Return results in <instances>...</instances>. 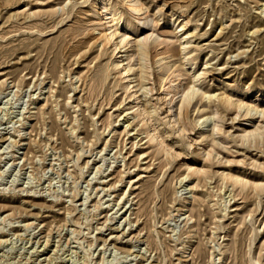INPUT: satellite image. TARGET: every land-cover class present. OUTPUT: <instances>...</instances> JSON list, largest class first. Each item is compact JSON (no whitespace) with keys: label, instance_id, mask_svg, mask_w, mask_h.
<instances>
[{"label":"rangeland","instance_id":"1","mask_svg":"<svg viewBox=\"0 0 264 264\" xmlns=\"http://www.w3.org/2000/svg\"><path fill=\"white\" fill-rule=\"evenodd\" d=\"M107 1L126 9L122 0H0V264H264V142L241 140L251 123L233 122L215 98L264 104V0H141V15L125 14L120 28L152 29L160 45L136 100L117 85L113 48L100 38ZM161 52L172 71L184 68L177 85L196 79L213 103L199 93L177 119L180 95L169 105L157 84ZM139 101L149 127L173 133L164 142L174 160L133 118ZM196 107L212 115L201 129ZM200 130L211 138L202 143ZM229 172L248 189L223 181Z\"/></svg>","mask_w":264,"mask_h":264},{"label":"bare ground","instance_id":"2","mask_svg":"<svg viewBox=\"0 0 264 264\" xmlns=\"http://www.w3.org/2000/svg\"><path fill=\"white\" fill-rule=\"evenodd\" d=\"M122 3L126 7V9L124 11H120V7L118 6V5H120L119 3H118V5H117V3L110 5L108 1H107V3L105 2L104 3L105 6L102 7V12H100V14H99V23H98V25L102 28V32H101L100 38L104 42V45H106V47L110 45L113 48L112 49L110 47V49H112L110 51H112V55H114V57H115L114 61L112 62V66H113V68H115L117 70V75H118L117 77L119 79V82H118L117 85H119V83H121V85H122L125 93L129 96V98L130 99L131 98L135 99L136 98L137 91L139 89H142V87H144L143 82L148 79V78L146 79V76H148L147 75V70L148 69H146V67H147L146 66V61H147V57L149 56V51H150L151 47L156 48L160 44H157V40H156L157 39V36L153 34L152 29H151V31H146L144 33V35L138 36L139 30H140L139 27H135L132 24H127V25H124V28L123 29H122V27L120 28L121 23H123V18H125V14H128L129 13L130 14V18H137V16L139 14L141 15L142 11L145 9L144 8V4L142 3L141 0H122ZM124 6H122V7H124ZM105 8H107V9L104 10ZM121 9H124V8H121ZM142 19H144L145 21H148V23H150L149 21H152V19H149V17L147 15H145V14H144V17ZM141 21H143V20H141ZM182 39H183V41H185L184 38H182ZM190 43L191 42L189 40H186L184 43L182 42V45H180L182 47L181 48V51L185 50V48H186L185 46L186 45L188 46V44H190ZM167 46H168V44H167ZM170 53H171L170 50L167 51V56L169 54L168 59L170 57H172L171 55H173V54H170ZM163 54H166V53H162L161 52L160 54H157V56L155 55L158 58H156V60L154 62V66H155V70H156L155 73H156V77H157V84H158L159 90L161 91L163 88L164 89H167L166 87H164L163 80L165 78L164 76L170 74V77L169 78H171V79H170V82H168V83L169 84L171 83V86L169 87L168 91H165L163 89V91L165 92L164 95L166 96L165 98L167 100V97H168V104L170 105L174 100H176V98H177L176 96L177 95H180V99H179V102H178V107H176L177 108L176 110H178V114L176 112L177 115L175 114V116H177V119H178V116L179 117H182V118H187L188 110H189V108L191 106V103L193 102L194 99L197 98V96H198V94L200 93L201 90L199 91V89H196L197 88L195 86L196 83L194 82L196 79H195L194 76H192V77L195 80H193L191 78L193 80V82L187 83L185 85H179V84L177 85L176 82L181 81L180 79H182L181 78V74H182V69H184V68H182L183 66H180V68L178 67L174 71H172L173 70L172 67L175 66V65L172 64L173 66H171V64L169 65V64L164 63V61L167 58L166 59L165 58H160L161 56L163 57ZM133 56H135L137 58V63L136 64H134V62L131 64V61L133 59ZM181 60H183L184 64H187L188 62H192V64H193V61H194V59L187 60V58L185 59V57H182ZM180 64L182 65V63H180ZM180 64L178 62V65H180ZM107 71H108V69H107ZM108 73H110V72L108 71ZM131 77H134V80L133 81H132V78ZM197 77L199 78L198 75H197ZM105 78H106V75H103V76H101L98 79L97 82H98V84L100 86L102 85V83L105 82ZM180 84H181V82H180ZM95 85H97V84H95ZM137 87L139 89L136 91L135 89ZM93 88H95V87H93ZM206 93L207 92L200 93L201 94V97L199 98V103L201 102V104H202V101H204V98H205L204 96L207 95L206 96V100L209 101L208 104L210 105L211 104L210 101H212L211 99H213V98H211L212 95L210 93L209 94L211 96L208 95V93L207 94ZM145 94H146V91H145ZM213 97H215L214 94H213ZM215 98H216L217 105H219L221 107L219 109H222L221 110L222 112H224L223 110H226V111L231 110L232 111V113L234 114V117H232L234 119L231 118L233 122L236 121V120H239L240 118H245L246 120H248L247 122L251 123V125L248 126V128H243V129L241 128L240 132L238 130V132L240 133L239 135L241 137V140H245V141L249 142V141H251L250 139H253L255 141V143H256L257 140H260L261 139L262 142H264V104L258 105V104H254V103H248V102L243 101L242 99H237V100L235 99V100H233L230 96L226 95L225 92L224 93L222 92V94L218 95ZM141 102H143V101H141ZM141 102L139 101L135 105V106H137V110H136V113H135V115H134L133 118L137 119L138 117H140L141 118V121H140V118L138 120L140 122H142V129L143 128L144 129L148 128V130H146L145 132L143 131L144 134H145V136H146V138L148 139L147 140L148 143L149 144L156 143L155 146H157V147L158 146L159 147L162 146V147H164V149L166 148L167 149L165 151L166 155H170V157L173 158V155L169 153V151H172L173 150V147L170 146V145H167L164 142V140H166L165 138H168L169 137V134L172 135L173 133H171V131L163 132V130H162L163 133L161 132L162 133L161 134L160 132L156 131V128L153 129L152 127H149L148 125H150V124L148 123V121L151 120L152 116L149 115L146 112V109H145L146 107H145V105H143L144 102L143 103H141ZM197 103H198V100H197ZM199 103H198V105H200ZM212 103H213V101H212ZM212 107H213V105H212ZM204 108H205V106H204ZM194 109L195 110L197 109V112H196L197 113L196 114L197 121H196V124L193 125V127H194V129H196V127H198V128L201 129L204 126V124L207 122V120H209L210 116H212V115H210V113H209L210 111L207 112L208 110L207 111H202L201 110L200 112H198V110H199L198 107H196ZM200 109H202V108H200ZM210 109H212V108L210 107L209 110ZM211 113H212V111H211ZM173 115H174V113H173ZM173 115H172V117L170 116V118L172 119V121L170 122V124L172 125L171 127L174 128V126L176 127V125L178 126V124H177V119L175 117L174 118L176 120L173 119ZM168 118H169V116H168ZM153 120L156 121V120H159V119H156L155 118ZM156 127H158V126H156ZM214 127L216 128L217 125L215 124ZM150 128H151V130H149ZM217 128H219V127H217ZM172 132H173V130H172ZM177 132L180 133V134H182V137H183V133H186L185 132V126H184L183 123H179V127L177 128ZM258 137L260 139H256ZM198 138H200V140L203 143L205 139L211 138V136L208 134V131L207 130H202V131L200 130V132H198ZM210 141H213V140L210 139ZM194 142L196 143L197 140L194 139ZM213 142H215V141H213ZM211 144L213 145V143H211ZM160 149H162V148H160ZM163 150H161V151H163ZM206 152L207 151H205V153ZM172 153H174V156H178L179 155V152L176 153V152L173 151ZM202 153H204V151ZM209 153L211 154V152H209ZM213 155H215V154H213ZM198 156H200V155H198ZM207 156H208V154H207ZM168 158H169V156H168ZM174 159L175 158H173V160ZM214 159H216V158L214 157ZM206 160H208V159H206ZM202 172L199 169L196 170L194 168L192 170L190 168V174L191 175H196V177H197V175H200ZM198 177H200V176H198ZM221 179L223 181H225L226 183L228 182L233 187H237L238 186L241 191H244L245 188L249 187V186H247L248 185V181L247 180H244V179L240 178L237 175H233L230 172L229 173H226V174L222 173V178ZM199 182H200V180H199ZM253 184H255V183H253ZM262 186H259V183H258V185L256 184V186H254V189L255 190H257V189L262 190L263 189ZM234 248H235V246H234ZM242 256H243V254H242ZM241 259H243V258H241Z\"/></svg>","mask_w":264,"mask_h":264}]
</instances>
